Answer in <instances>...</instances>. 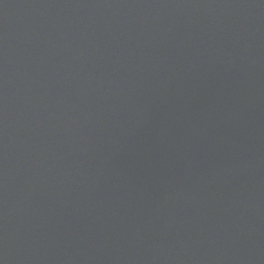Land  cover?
Wrapping results in <instances>:
<instances>
[{"label":"water","instance_id":"water-1","mask_svg":"<svg viewBox=\"0 0 264 264\" xmlns=\"http://www.w3.org/2000/svg\"><path fill=\"white\" fill-rule=\"evenodd\" d=\"M0 264H264V0H0Z\"/></svg>","mask_w":264,"mask_h":264}]
</instances>
